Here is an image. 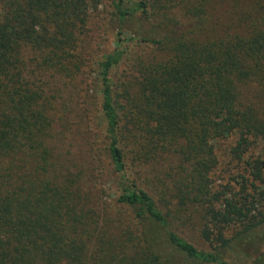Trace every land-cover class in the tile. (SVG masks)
Masks as SVG:
<instances>
[{
  "label": "trees",
  "instance_id": "16d2710c",
  "mask_svg": "<svg viewBox=\"0 0 264 264\" xmlns=\"http://www.w3.org/2000/svg\"><path fill=\"white\" fill-rule=\"evenodd\" d=\"M100 1L0 0V264H167L147 230L152 226L189 259L232 264L224 256L230 243L248 240L264 223V0H109L117 32L113 50L97 63L98 94L117 176L114 201L143 229L132 256L122 243L103 239L106 233L93 239L98 223L119 218L89 206L82 170H71L68 153L45 141L51 123L44 88L51 80L70 83L79 72L78 36ZM216 2L223 14L218 28L200 29L203 46L189 39L191 30L169 38L159 29L173 24L168 12L200 17ZM134 16L143 31L125 37L123 24ZM129 39L173 55L136 63L138 74L121 79ZM232 131L238 136L231 154L243 165L240 187L213 190L212 142ZM251 138L262 141V153H249ZM161 167L171 179L165 190L143 178ZM194 203L212 225L201 231L216 242L212 250L198 249L173 228L171 211ZM233 225L242 229L225 235ZM125 230L115 237L131 240L134 231ZM86 241L95 244L89 256Z\"/></svg>",
  "mask_w": 264,
  "mask_h": 264
},
{
  "label": "rangeland",
  "instance_id": "374dc122",
  "mask_svg": "<svg viewBox=\"0 0 264 264\" xmlns=\"http://www.w3.org/2000/svg\"><path fill=\"white\" fill-rule=\"evenodd\" d=\"M223 14V9L219 2L213 6L205 7L204 13L200 17L175 10L174 13L168 12L170 17H174L170 26L160 27V31L171 37H179L191 30L194 32L189 39L203 46L205 33L200 29L206 23L212 24L218 28V21ZM113 20L111 1L101 0L98 8L92 12L85 24L84 31L80 34L77 42L75 54L81 63L80 70L75 74V78L69 83L51 80L49 86H45L44 95L49 98L46 114L50 120L48 136L46 143L57 145L58 149L68 153L66 162H71V170H82L81 185L84 192L89 193L88 203L97 212L105 211L111 218H119V222L110 226H103L98 223L94 227L93 239L98 240V235L103 236L105 240H111L115 244H120L128 256H132L135 242L134 237L142 240L141 233L143 229L137 221L133 220L130 212L117 205L114 199L117 196V176L113 173L110 164L105 142V127L100 111V98L98 94V69L97 63L103 57L110 53L114 48V39L116 34V23ZM148 22H144L146 26ZM124 36L131 37L136 32L143 31L141 24L134 16L129 18L123 24ZM127 50L120 61L119 76L121 79H129L137 75L138 69L136 63H163L169 60L173 53L160 49L158 46L148 43H140L135 40L126 41ZM30 50L23 52V61L29 63L32 56ZM122 115V113H121ZM123 116V115H122ZM122 121L124 118L122 117ZM121 121V122H122ZM238 133L230 132L225 137L213 140V154L216 159V165L210 170L209 187L213 190H221L232 186L235 191L239 190L240 176L243 174V165L237 162L231 154V149L235 144ZM252 139V138H251ZM262 141L253 140L249 153H262ZM248 154V153H247ZM73 160L77 164H74ZM59 162L63 160L59 157ZM73 163V164H72ZM70 164V163H69ZM150 177L151 183L158 186V189H166L171 185V179L166 177V171L163 167L156 171L145 174V178ZM141 181V177L139 178ZM146 181V180H145ZM144 185V184H142ZM264 188V187H263ZM166 193V192H164ZM172 207V206H171ZM171 221L173 228L177 230L180 236L194 244L201 250H212L216 244L214 240H205L202 236V229L208 227L211 229L207 216L203 215V208L199 204L187 205L179 208V211H171ZM264 214V211H263ZM131 227L133 232L132 239L125 241L127 237L123 234L121 237H115L116 233L122 229ZM109 229V230H107ZM242 226H230L225 235L232 237ZM152 234L153 243L157 252L162 256L167 264H211L189 259L167 243L163 231L155 226L147 228ZM253 235L244 242L234 245L230 243L226 258L232 264H264V223L256 226L250 231ZM254 239L253 244H248ZM86 241L85 248L87 255L95 249V244ZM106 246V244H101ZM85 251L83 250V256ZM259 257V258H258ZM130 257H127L129 259ZM117 261H114L116 263Z\"/></svg>",
  "mask_w": 264,
  "mask_h": 264
}]
</instances>
